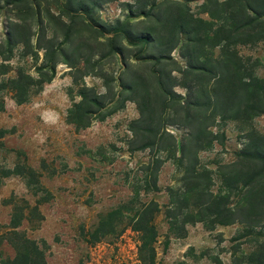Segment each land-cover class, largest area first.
<instances>
[{
	"label": "trees",
	"instance_id": "1",
	"mask_svg": "<svg viewBox=\"0 0 264 264\" xmlns=\"http://www.w3.org/2000/svg\"><path fill=\"white\" fill-rule=\"evenodd\" d=\"M111 1L0 0V10L8 15L1 61H9L17 47L22 56L40 60L35 77L17 71L9 80L15 102H24L29 88L40 90L56 66L64 64L77 87V101L72 100L65 116L75 130L102 122L125 102L135 105L127 148L147 151L149 161L139 169L140 178L124 205L99 220L94 241L112 234L114 221L124 213L126 227L138 238L140 264H155L159 208L139 195L158 190L157 174L171 161L181 185L165 211L170 225L181 230L196 222L238 225L242 237L254 236V248L231 264H264V136L247 133L234 160L217 167L221 185L216 192L198 159L211 144L216 120L249 121L264 114V76L255 72L262 64H248L250 59L240 54L243 48L264 52V0H204L196 12L190 9L191 0H129L122 19L103 21L98 13ZM86 76L99 79L103 91L84 85ZM7 174L25 178L33 195L40 188L29 167L17 165ZM43 201L35 200L26 220L43 219L38 210ZM14 235L15 256L7 264H45L33 241Z\"/></svg>",
	"mask_w": 264,
	"mask_h": 264
},
{
	"label": "rangeland",
	"instance_id": "2",
	"mask_svg": "<svg viewBox=\"0 0 264 264\" xmlns=\"http://www.w3.org/2000/svg\"><path fill=\"white\" fill-rule=\"evenodd\" d=\"M129 2L111 1L98 16L103 21L122 19ZM203 2L191 0L190 9L196 12ZM6 16L0 10V42L4 40ZM240 54L250 59L248 64L255 60L264 64L261 49L243 48ZM39 61L22 56L19 47L9 61L0 59V264L15 256L14 233L33 241L43 252L45 264H140L138 238L126 227L124 213L114 221L112 234L98 241L92 234L106 213L124 205L140 178L139 169L149 161L147 151L130 152L127 148L128 123L137 117L135 105L125 102L102 122L75 130L65 116L72 100L77 101V87L64 64L56 66L54 76L40 90L29 88L22 95L26 100L15 102L9 80L17 71L35 77L34 66ZM262 65L255 70L260 77L264 76ZM82 82L103 91L97 78L86 76ZM175 90L186 94L182 88ZM210 130L211 144L198 153V159L200 167L210 172V190L216 192L221 185L217 167L234 160L247 133L264 136V114L249 121L216 120ZM171 131L177 137L182 133ZM17 165L35 173L40 187L36 195L27 188L25 178L4 175ZM180 185L179 172L166 161L157 174L158 190L139 195L141 201L152 200L159 208L154 219L155 264H231L233 258H243L253 250L254 236L242 237L238 225L209 227L196 222L184 225L183 230L171 226L165 211L173 202L172 192ZM36 199L44 200L38 205L43 219L26 220Z\"/></svg>",
	"mask_w": 264,
	"mask_h": 264
}]
</instances>
